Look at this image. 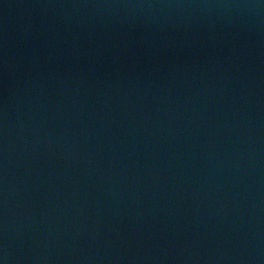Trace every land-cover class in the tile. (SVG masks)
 Instances as JSON below:
<instances>
[{"label": "water", "instance_id": "1", "mask_svg": "<svg viewBox=\"0 0 264 264\" xmlns=\"http://www.w3.org/2000/svg\"><path fill=\"white\" fill-rule=\"evenodd\" d=\"M0 264H264V0H0Z\"/></svg>", "mask_w": 264, "mask_h": 264}]
</instances>
